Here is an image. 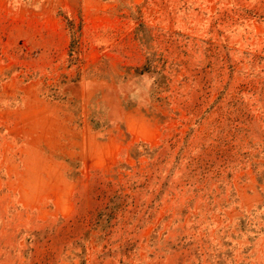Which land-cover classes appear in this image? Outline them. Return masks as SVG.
I'll return each instance as SVG.
<instances>
[{
  "label": "rangeland",
  "instance_id": "374dc122",
  "mask_svg": "<svg viewBox=\"0 0 264 264\" xmlns=\"http://www.w3.org/2000/svg\"><path fill=\"white\" fill-rule=\"evenodd\" d=\"M0 264H264V0H0Z\"/></svg>",
  "mask_w": 264,
  "mask_h": 264
}]
</instances>
